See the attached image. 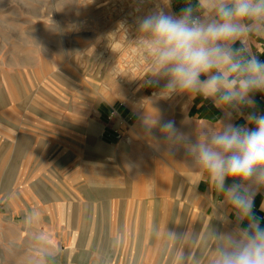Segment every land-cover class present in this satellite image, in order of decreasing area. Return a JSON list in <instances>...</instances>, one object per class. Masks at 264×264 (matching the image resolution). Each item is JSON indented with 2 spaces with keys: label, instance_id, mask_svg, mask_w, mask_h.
Masks as SVG:
<instances>
[{
  "label": "rangeland",
  "instance_id": "obj_1",
  "mask_svg": "<svg viewBox=\"0 0 264 264\" xmlns=\"http://www.w3.org/2000/svg\"><path fill=\"white\" fill-rule=\"evenodd\" d=\"M159 10L169 0H0V264H216L242 237L160 130L188 140L183 113L145 105L165 81L137 20Z\"/></svg>",
  "mask_w": 264,
  "mask_h": 264
},
{
  "label": "clouds",
  "instance_id": "obj_2",
  "mask_svg": "<svg viewBox=\"0 0 264 264\" xmlns=\"http://www.w3.org/2000/svg\"><path fill=\"white\" fill-rule=\"evenodd\" d=\"M137 31L154 58L155 82L165 81L162 96H199L224 114L218 128L195 141L171 121L160 124L169 148L183 147L245 223L216 264H264V226L255 211L264 190V114L256 103L264 96V60L248 47L250 36H264V0H186L178 12L138 18ZM237 117L245 123H234Z\"/></svg>",
  "mask_w": 264,
  "mask_h": 264
},
{
  "label": "crops",
  "instance_id": "obj_3",
  "mask_svg": "<svg viewBox=\"0 0 264 264\" xmlns=\"http://www.w3.org/2000/svg\"><path fill=\"white\" fill-rule=\"evenodd\" d=\"M191 2L195 5L196 0H191ZM185 4L186 0H169L171 13L178 12L181 7L185 6ZM197 15H199V13H197ZM235 46L239 47L240 45L237 44ZM248 47L253 55L264 60V36H250L248 38ZM144 90H146V88ZM155 91L153 90L151 94H146V99L150 101H147L145 104L147 108H152L155 101L160 100L164 106L161 110L182 112L183 116L180 128L182 131H185L186 129L189 130V134L187 135L188 140L193 139L195 141L196 139L201 138L204 132H210L213 129L218 128L220 126V121L224 119V114L214 107L210 100H205L199 96L192 97L187 94L177 93L176 102L168 103L170 96L176 93L169 95V97H164L160 93H155ZM153 96H155L156 99ZM256 103L257 111L264 114V96L257 95ZM233 122L237 124L245 123L242 117L235 118ZM221 199L224 202H227L224 196H222ZM255 206L256 214L261 218L262 226H264V190L256 196ZM237 222L245 228V223H242L238 218Z\"/></svg>",
  "mask_w": 264,
  "mask_h": 264
},
{
  "label": "bare ground",
  "instance_id": "obj_4",
  "mask_svg": "<svg viewBox=\"0 0 264 264\" xmlns=\"http://www.w3.org/2000/svg\"><path fill=\"white\" fill-rule=\"evenodd\" d=\"M119 71H121V69Z\"/></svg>",
  "mask_w": 264,
  "mask_h": 264
}]
</instances>
